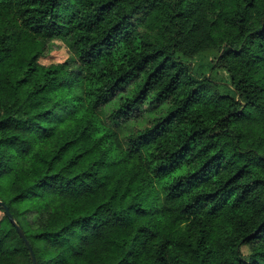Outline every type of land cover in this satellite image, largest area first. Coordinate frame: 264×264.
<instances>
[{"label": "trees", "instance_id": "obj_1", "mask_svg": "<svg viewBox=\"0 0 264 264\" xmlns=\"http://www.w3.org/2000/svg\"><path fill=\"white\" fill-rule=\"evenodd\" d=\"M0 202L37 264H264V0H0Z\"/></svg>", "mask_w": 264, "mask_h": 264}, {"label": "rangeland", "instance_id": "obj_2", "mask_svg": "<svg viewBox=\"0 0 264 264\" xmlns=\"http://www.w3.org/2000/svg\"><path fill=\"white\" fill-rule=\"evenodd\" d=\"M55 48L53 51L44 59L41 60L42 63L48 64L51 62H62L64 61L68 53L60 41L55 42ZM193 69L196 72L202 73L207 77H211L215 82L219 83L221 86L227 84L228 76L225 72L221 70L210 71L209 66L213 63V57L208 55H202L196 57L193 61Z\"/></svg>", "mask_w": 264, "mask_h": 264}, {"label": "water", "instance_id": "obj_3", "mask_svg": "<svg viewBox=\"0 0 264 264\" xmlns=\"http://www.w3.org/2000/svg\"><path fill=\"white\" fill-rule=\"evenodd\" d=\"M0 207L3 209L5 215L8 217L10 223L15 228V231L18 234L19 238L23 241V243H24V245H25V247H26V249H27V251L29 253V257L31 259L32 264H37L34 252L32 250V247L30 246L28 240L26 239V236H25L24 232L22 231L20 226L15 222V220H14L13 216L10 214L7 206L4 205V203L0 202Z\"/></svg>", "mask_w": 264, "mask_h": 264}]
</instances>
